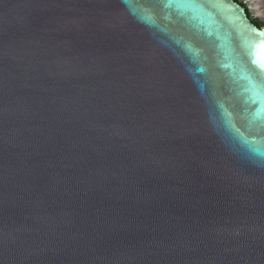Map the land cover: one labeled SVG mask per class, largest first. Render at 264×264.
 Returning a JSON list of instances; mask_svg holds the SVG:
<instances>
[{
	"label": "water",
	"instance_id": "water-1",
	"mask_svg": "<svg viewBox=\"0 0 264 264\" xmlns=\"http://www.w3.org/2000/svg\"><path fill=\"white\" fill-rule=\"evenodd\" d=\"M253 17L264 0H0V264H264Z\"/></svg>",
	"mask_w": 264,
	"mask_h": 264
},
{
	"label": "snow or ice",
	"instance_id": "snow-or-ice-1",
	"mask_svg": "<svg viewBox=\"0 0 264 264\" xmlns=\"http://www.w3.org/2000/svg\"><path fill=\"white\" fill-rule=\"evenodd\" d=\"M235 63L239 67V71L241 75H243L245 78H248L247 70L244 68L243 64L241 63L239 54H237V56L235 57ZM261 68L264 69V65H261Z\"/></svg>",
	"mask_w": 264,
	"mask_h": 264
},
{
	"label": "flooded vegetation",
	"instance_id": "flooded-vegetation-1",
	"mask_svg": "<svg viewBox=\"0 0 264 264\" xmlns=\"http://www.w3.org/2000/svg\"><path fill=\"white\" fill-rule=\"evenodd\" d=\"M252 22L254 23V25H255L258 29L264 31V21L259 20V19L255 18V17H253Z\"/></svg>",
	"mask_w": 264,
	"mask_h": 264
}]
</instances>
